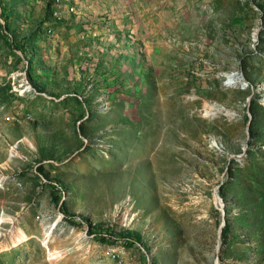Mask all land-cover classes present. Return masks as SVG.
Returning a JSON list of instances; mask_svg holds the SVG:
<instances>
[{"label":"rangeland","instance_id":"374dc122","mask_svg":"<svg viewBox=\"0 0 264 264\" xmlns=\"http://www.w3.org/2000/svg\"><path fill=\"white\" fill-rule=\"evenodd\" d=\"M217 261L264 264V0H0V264Z\"/></svg>","mask_w":264,"mask_h":264},{"label":"trees","instance_id":"16d2710c","mask_svg":"<svg viewBox=\"0 0 264 264\" xmlns=\"http://www.w3.org/2000/svg\"><path fill=\"white\" fill-rule=\"evenodd\" d=\"M53 5H54L53 2H49L48 9L53 10ZM52 189H53L52 194H53L54 202L58 205L59 202L61 201V198L58 196L60 193V188H59V186L53 185ZM83 219L85 221H88V219H86L84 217H83ZM89 226H90V231H94L96 229V227H94L91 223H89ZM223 238H224V240L227 239V232H225V231H223Z\"/></svg>","mask_w":264,"mask_h":264},{"label":"bare ground","instance_id":"6f19581e","mask_svg":"<svg viewBox=\"0 0 264 264\" xmlns=\"http://www.w3.org/2000/svg\"><path fill=\"white\" fill-rule=\"evenodd\" d=\"M229 78L231 79H236L237 82H239V77L236 74H230ZM241 82V81H240ZM212 110H214L215 112H211L209 115L211 116V118H215L218 115L221 114H228L229 116H236V114L222 108V106H211Z\"/></svg>","mask_w":264,"mask_h":264},{"label":"water","instance_id":"95a60500","mask_svg":"<svg viewBox=\"0 0 264 264\" xmlns=\"http://www.w3.org/2000/svg\"><path fill=\"white\" fill-rule=\"evenodd\" d=\"M218 199H220L219 197H218ZM220 201V200H219ZM223 226H224V224L222 225V227H221V229L223 228ZM218 263V261L216 262V264Z\"/></svg>","mask_w":264,"mask_h":264}]
</instances>
